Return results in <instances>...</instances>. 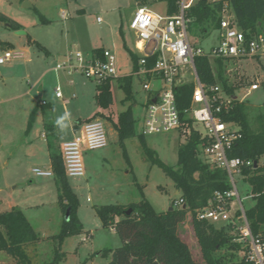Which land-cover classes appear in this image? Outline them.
I'll return each instance as SVG.
<instances>
[{
  "label": "rangeland",
  "instance_id": "obj_1",
  "mask_svg": "<svg viewBox=\"0 0 264 264\" xmlns=\"http://www.w3.org/2000/svg\"><path fill=\"white\" fill-rule=\"evenodd\" d=\"M26 3L31 7L25 6ZM140 3V0H0V13L7 18V21H0V57L6 51L2 48L5 42L14 43V51L17 52L27 48L29 57V60H11L0 65V212L10 211L13 207L22 209L40 234L39 242L25 248L29 264H109L111 253L107 255V252L121 247L122 241L113 226L103 225L96 207L111 204L129 206L145 200L162 213L168 211L182 195L174 181L152 162L141 142L147 96L135 76H132L130 99H126V93L119 87L121 79L110 81L113 101L104 112L111 114V118L107 122L105 118H99L107 126L108 146L84 153L87 176L69 179L78 197V218L83 232L66 238L61 247L54 238L61 232L64 219L59 189L53 177L44 178L34 173V169H47L43 163L48 161L49 152L46 140L41 137L42 123L41 128L37 124L29 136L25 134L29 115L37 103L35 99L47 100L52 105L55 125L58 116L65 111L71 112L72 121L66 132H70L73 124L81 119L84 121L89 110L96 108V83L79 73H64L66 76L60 81L64 98H56V75L49 69L63 62L66 54L75 56L80 51L91 55L92 49L105 47L116 55L121 68L119 75L131 74L129 50L137 56L140 53L130 23ZM152 9L166 15L167 2L154 0ZM63 14L68 17L63 19ZM44 20L49 21L45 23ZM13 22L19 30L11 28L10 23ZM259 32L264 36V22L260 23ZM27 34L50 50H63L65 56L57 59L56 52L47 55L40 46L28 45ZM219 37L215 30L203 36L198 28L191 26L189 29L191 44L205 53L219 44ZM223 63L230 83L236 86L238 100L248 107L250 125L256 128V117L264 114V62L249 58L223 59ZM47 70L40 79V72ZM71 80L76 81L75 86L71 85ZM255 80L261 82L259 90L247 94L248 87ZM41 86L44 92H39ZM29 88L31 97L25 95ZM75 90L72 96L71 92ZM64 100H68V104ZM130 106L134 126L131 134L120 141L116 126L120 115ZM79 111L82 113L75 118V112ZM57 130L59 138L60 135L63 137L59 139L62 142L67 133ZM52 142L56 146V142ZM182 143L184 140L176 132L146 137L147 146L156 156L174 168L178 167V147ZM235 180L243 206L251 207L254 202L249 184L238 175ZM238 207L237 202L235 208ZM179 235L189 245L194 259L199 264H206L190 214L180 225ZM0 264L18 262L0 252Z\"/></svg>",
  "mask_w": 264,
  "mask_h": 264
},
{
  "label": "trees",
  "instance_id": "obj_2",
  "mask_svg": "<svg viewBox=\"0 0 264 264\" xmlns=\"http://www.w3.org/2000/svg\"><path fill=\"white\" fill-rule=\"evenodd\" d=\"M167 2L168 14L178 13L180 0H162ZM142 0L141 5H143ZM228 8L234 15L235 24L246 33L247 40L260 34V23L264 22V0H218L210 3L208 0H197L190 8L188 16L191 26L200 30L203 36L211 31H218L222 13ZM0 21L7 18L0 13ZM45 21V20H44ZM11 28L19 30L17 24L10 23ZM190 26V27H191ZM103 49L95 50L101 54ZM135 68L138 56L130 50ZM199 78L206 87L219 86L231 97L236 95V86L231 84L224 71L222 59L211 60L207 56L195 59ZM132 77L120 80L121 88L126 93V99L132 98ZM192 89L180 90L178 95L179 109L188 108L191 103ZM110 81L97 86L96 104L108 109L112 104ZM230 112L223 113V121L233 123L240 128L241 139L233 147L229 156L244 161H264V114L256 117V128L250 125L248 107L238 99L232 100ZM41 107L43 113L49 108L46 103H40L31 113L27 132L32 128L36 110ZM134 126L132 106L119 117L120 141L131 134ZM49 136L54 133L50 123L45 124ZM145 152L152 162L157 164L170 177L186 208H173L166 212H157L150 203L143 200L139 204L129 206L103 205L96 207V213L104 226H113L122 241L121 247L111 253L109 264H199L193 257L189 245L179 235V227L185 222L187 215L192 214L193 230L206 264H253L246 260L247 249L237 241V226L232 224L216 226L207 221L195 218L197 209L207 206L217 191L225 192L231 189L227 172L216 166L205 163L200 157L203 140L197 132H193L185 143L178 147V167L174 168L162 162L146 144V137L140 135ZM51 163L55 181L59 189V202L64 215L61 232L54 238L59 247L63 241L83 232V225L78 218V197L70 186L60 151L51 148ZM244 180L251 188L253 205L245 208L246 218L255 237L264 242V166L244 167L241 171ZM131 213L127 215V212ZM69 211V217L66 214ZM40 234L19 208L0 212V252L15 258L18 264H29L25 254L26 246L39 242ZM224 254L219 255L221 251Z\"/></svg>",
  "mask_w": 264,
  "mask_h": 264
},
{
  "label": "built area",
  "instance_id": "obj_3",
  "mask_svg": "<svg viewBox=\"0 0 264 264\" xmlns=\"http://www.w3.org/2000/svg\"><path fill=\"white\" fill-rule=\"evenodd\" d=\"M196 1L180 0L178 13L174 15H161L147 4L139 5L132 18L130 29L136 35V48L140 55L136 68L129 76L139 79L147 96L141 135L148 137L176 132L184 143L193 132L200 135L203 140L200 157L205 163L227 172L231 189L215 192L207 206L196 210L195 218L219 227L229 224L237 226V241L247 249L246 260L253 264H264V242L260 237H255L250 229L235 180L236 175L243 177L241 171L244 167H252L255 162L257 167L264 166V161L259 164L257 161H244L229 156L242 134L239 127L223 121L221 115L230 112L233 108L232 100L238 98L227 95L219 86L206 87L201 82L195 65V59L200 56H207L211 60L252 58L263 63L264 36L259 34L248 41L246 33L235 24L228 4H225L218 30L219 44L209 53L195 49L189 38L192 21L188 12ZM208 1L215 3L218 0ZM62 18L66 19L67 15L63 14ZM23 58L25 54L21 51L6 50L0 57V65ZM55 70L69 75L79 73L97 86L120 77L116 55L106 49L101 54L93 51L91 55H85L78 51L75 56L67 55ZM260 85L261 82L255 80L249 86L247 94L258 90ZM187 87L192 89L191 103L188 108L180 110L178 95L181 89ZM56 96L62 97L60 88H56ZM107 146L105 122L94 119L85 123L73 140L61 146L67 177H85V151L101 150ZM34 173L41 177L52 175L51 171L41 169H34ZM237 202L239 207L236 209ZM184 205L185 201L180 197L173 202L172 207L182 208Z\"/></svg>",
  "mask_w": 264,
  "mask_h": 264
},
{
  "label": "crops",
  "instance_id": "obj_4",
  "mask_svg": "<svg viewBox=\"0 0 264 264\" xmlns=\"http://www.w3.org/2000/svg\"><path fill=\"white\" fill-rule=\"evenodd\" d=\"M139 1V0H138ZM141 2H142V0H140ZM153 2H154V0H152V2H150V3H148V1L147 0H144V3H143V5L144 4H147V5H149V7L152 9V4H153ZM139 3V2H138ZM139 5H141V3L139 4ZM153 10V9H152ZM168 10V9H167ZM168 14V13H167ZM67 17H68V15H67ZM48 21L49 20H45V23H48ZM20 34H26V33H19V35ZM27 43H28V45H34V44H36V45H38V46H40V48H42V50H44L45 52H46V54L47 55H53V52L55 53L56 52V56H57V59L59 58L60 59V56H65V54H64V51L62 50V51H59V49L58 50H56V51H54V50H50L49 48H47L46 46H43L41 43H39L37 40H35V39H33L29 34H27ZM2 48H4V49H6V50H14L15 49V45H14V43H12V42H5L4 43V46L2 47ZM98 49H106L105 47H98V48H94V49H92V51H95V50H98ZM106 50H108V49H106ZM21 52H23L24 54H26L25 56V60H27L29 57L27 56V52H28V49L27 48H25V51H21ZM66 56H67V54H66ZM130 57H131V55H130ZM29 60V59H28ZM131 61H132V67H131V70H132V72H133V70L135 69V65H134V62H133V60H132V58H131ZM35 65H37V64H35ZM35 68H36V66H35ZM55 68L56 67H53V68H50L49 70H52V71H54V73H55V78H56V83H57V88H60V81H62V78L64 77V76H66L64 73H66V72H63V71H59V72H57L56 70H55ZM119 68V67H118ZM37 69V71L39 72V68H36ZM49 70H47V71H44V72H40V74H39V77H40V79L45 75V74H47V72L49 71ZM121 70V68H119V71ZM131 71H130V73H132ZM32 73H34L35 74V72L33 71ZM69 75V74H68ZM125 77H129V75L127 74H120V77L118 78V79H123V78H125ZM76 81H74V80H71V85L72 84H74V86L76 85V83H75ZM78 85V84H77ZM119 87H121V85H119ZM41 89H39V92H44V89H43V86H41L40 87ZM249 88V87H248ZM79 90H82V89H79ZM259 90V89H258ZM255 91H257V90H255ZM75 92H76V90L75 91H73V92H71V95L72 96H74L75 95ZM253 92V91H252ZM78 93L79 92H77V95H78ZM25 95H27V96H30L31 97V89L29 88L28 90H27V92H26V94ZM96 95H97V85H96V88H95V95H94V100H95V102H96ZM82 96H84V95H82ZM38 98V97H37ZM56 98L57 99H63L64 98V95L62 94V97L61 98H58L57 96H56ZM235 98H237V96L235 95ZM35 102H37L35 105H34V107L32 108V111H31V113L36 109V107L41 103V102H45L47 105H48V109H47V112L46 113H43L42 112V110H41V107L39 108V109H37L36 110V114H35V120H34V123H33V126H32V128L27 132V129H28V122H29V119H28V122H27V128H26V130H25V134L27 135V136H29L30 134H31V132H32V130L35 128V126L37 125V124H39V126H40V123H42V128H41V126L39 127V128H41V137L44 139V140H46V143H47V149H48V152H49V154H48V161H46V162H44L43 163V166L44 167H46L47 169L45 170V171H51L52 172V175L51 176H49V177H44V178H54V182L56 183V181H55V175H54V172H53V169H52V163H51V148H53V149H56L57 151H60L61 152V146H62V144H64V143H66V142H69V141H71V140H73L74 139V137L77 135V134H79L80 132H81V129H82V127H83V125L85 124V123H87V122H89V121H91V120H94V119H99L100 117H103V118H105V121L107 122L108 121V119H110L111 118V114H107V113H105L104 111H106V109H103V108H101V107H98V105L96 104V108L94 109V110H89V112H88V115H87V118H85L84 119V121L81 119V117H79L80 119H81V121L79 122V123H75V124H73V126H72V128H71V130H70V132H66L67 134H66V138L62 141V142H59V139L60 138H63L62 137V135H60V138H59V132H58V130H57V127L55 126V122H54V117H53V114H52V105L47 101V100H44V99H40L39 101H36V99H35ZM64 103H66V104H68V100H64ZM135 105V104H134ZM31 113H30V115H31ZM82 112L81 111H79V112H75V118L78 116V114H81ZM30 115H29V118H30ZM46 123H50L51 125H52V127H53V130H54V133L51 135V136H49L48 135V133L46 132V130H45V124ZM107 127V126H106ZM118 131V130H117ZM50 138H51V140H50ZM120 139V138H119ZM61 140V139H60ZM51 141H54V142H56V146L54 145V143L52 142L51 143ZM59 142V143H58ZM87 151H85V153H86ZM39 169V168H38ZM86 176H87V172H86ZM68 178V177H67ZM68 179H70V178H68ZM70 183V182H69ZM57 185V184H56ZM70 186L72 187V185L70 184ZM72 189H73V191H74V193L76 194V192H75V190H74V188L72 187ZM77 195V194H76ZM13 208H15V207H13ZM12 208V209H13ZM11 209V210H12ZM20 209V208H19ZM22 210V209H21ZM23 211V210H22ZM24 212V211H23ZM25 214V213H24ZM29 220V219H28Z\"/></svg>",
  "mask_w": 264,
  "mask_h": 264
},
{
  "label": "clouds",
  "instance_id": "obj_5",
  "mask_svg": "<svg viewBox=\"0 0 264 264\" xmlns=\"http://www.w3.org/2000/svg\"><path fill=\"white\" fill-rule=\"evenodd\" d=\"M72 121V114L70 111H65L61 116H58L56 119V127L60 130L61 133H65Z\"/></svg>",
  "mask_w": 264,
  "mask_h": 264
},
{
  "label": "water",
  "instance_id": "obj_6",
  "mask_svg": "<svg viewBox=\"0 0 264 264\" xmlns=\"http://www.w3.org/2000/svg\"><path fill=\"white\" fill-rule=\"evenodd\" d=\"M25 6H28V7H31V5L30 4H28L27 5V3L25 4ZM255 167H257V163L255 162V165H254ZM186 208V205H184L183 206V209H185ZM173 209V207H171L169 210H172ZM131 213V210H129L128 212H127V215H129ZM68 217H69V211L67 212V214H66V219H68Z\"/></svg>",
  "mask_w": 264,
  "mask_h": 264
}]
</instances>
